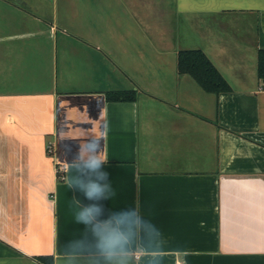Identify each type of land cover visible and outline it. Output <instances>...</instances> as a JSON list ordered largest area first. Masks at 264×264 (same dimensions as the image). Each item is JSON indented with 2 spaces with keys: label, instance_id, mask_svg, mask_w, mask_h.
Masks as SVG:
<instances>
[{
  "label": "crops",
  "instance_id": "1",
  "mask_svg": "<svg viewBox=\"0 0 264 264\" xmlns=\"http://www.w3.org/2000/svg\"><path fill=\"white\" fill-rule=\"evenodd\" d=\"M187 49L229 91L179 74ZM261 49L264 0H0V264H63L84 236L67 180L89 143L106 207L159 229L135 264H264Z\"/></svg>",
  "mask_w": 264,
  "mask_h": 264
},
{
  "label": "clouds",
  "instance_id": "2",
  "mask_svg": "<svg viewBox=\"0 0 264 264\" xmlns=\"http://www.w3.org/2000/svg\"><path fill=\"white\" fill-rule=\"evenodd\" d=\"M89 143L82 158L71 165L70 189L81 194L74 207V219L84 236L72 242L63 264H135L134 247L145 251L160 245L156 225L135 207L109 210L106 202L115 195L106 155Z\"/></svg>",
  "mask_w": 264,
  "mask_h": 264
},
{
  "label": "trees",
  "instance_id": "3",
  "mask_svg": "<svg viewBox=\"0 0 264 264\" xmlns=\"http://www.w3.org/2000/svg\"><path fill=\"white\" fill-rule=\"evenodd\" d=\"M176 68L179 74L190 75L203 90L212 93L229 91V84L212 64L209 58L199 49L179 50L176 55ZM258 75L264 83V49L258 52ZM108 98L121 100L134 98L133 94L119 92L109 94ZM39 260L51 264V258L39 257Z\"/></svg>",
  "mask_w": 264,
  "mask_h": 264
},
{
  "label": "built area",
  "instance_id": "4",
  "mask_svg": "<svg viewBox=\"0 0 264 264\" xmlns=\"http://www.w3.org/2000/svg\"><path fill=\"white\" fill-rule=\"evenodd\" d=\"M47 148H48V150L50 152L51 149H52L51 148V143H48ZM65 169H66V164L62 163V164L57 165L56 172L59 175V177L63 176Z\"/></svg>",
  "mask_w": 264,
  "mask_h": 264
}]
</instances>
